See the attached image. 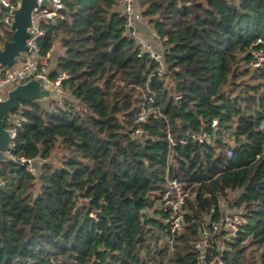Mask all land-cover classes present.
<instances>
[{"label": "trees", "instance_id": "obj_1", "mask_svg": "<svg viewBox=\"0 0 264 264\" xmlns=\"http://www.w3.org/2000/svg\"><path fill=\"white\" fill-rule=\"evenodd\" d=\"M136 3L161 76L117 0H67L38 40L40 57L64 49L49 72L67 74L64 98L22 103L12 115L23 120L7 124L0 264H202L194 243L220 222L222 201L247 221L223 242L224 264H264V61L251 65L264 54V0ZM11 35L0 28L1 40ZM21 159L41 161L38 174ZM172 178L189 192L173 235ZM217 254L215 243L208 258Z\"/></svg>", "mask_w": 264, "mask_h": 264}, {"label": "built area", "instance_id": "obj_2", "mask_svg": "<svg viewBox=\"0 0 264 264\" xmlns=\"http://www.w3.org/2000/svg\"><path fill=\"white\" fill-rule=\"evenodd\" d=\"M43 1H47V6H41ZM67 0H36L37 6L31 11V26L28 31L31 37L26 40V45L29 51L23 53L20 59H17L14 65L10 68H3L0 66V101L7 98L9 90L16 85L23 84L30 79H42L45 85L57 90L58 99L64 98L62 91V81L67 78L66 73H59L54 80L49 78V66L44 57L39 56L38 40L46 33V27L55 23L58 19H62L61 11L65 8ZM21 0H0V28L11 32L10 25L14 19L13 11L20 7ZM117 7L124 17V28L128 34L133 38L138 45L140 52L145 53L153 60L159 67L158 74L161 76L164 72L163 57L161 50L154 47L151 43L146 41L139 33V18L140 11L136 4V0H117ZM131 28V31L129 30ZM3 38L0 41L3 43ZM255 61L253 68H259L264 61V54L262 52L253 53ZM20 120L14 119L12 123L18 126ZM213 127L217 126V121L212 123ZM15 127L9 128L11 136H15ZM138 134H143V131L138 129ZM199 142L209 141V136L203 134L198 138ZM12 146V143H11ZM228 158L232 157V151L227 152ZM25 164V170L29 173L35 174L33 161L20 160ZM189 197V192L184 189L183 184L176 178L167 179V187L164 192V210L169 213L167 223L170 228V233L173 235L184 229V205ZM247 223L244 216L239 213L225 212L219 223H213L212 229H208L203 225L199 229L200 239L194 244V249L198 251V260L202 264H224L222 260V253L224 248L218 254L208 258L209 252L214 248L215 235L224 234L226 240L232 239L238 231ZM171 246L172 241L168 240Z\"/></svg>", "mask_w": 264, "mask_h": 264}, {"label": "water", "instance_id": "obj_3", "mask_svg": "<svg viewBox=\"0 0 264 264\" xmlns=\"http://www.w3.org/2000/svg\"><path fill=\"white\" fill-rule=\"evenodd\" d=\"M43 1L41 6H47ZM37 6L36 0H21L20 7L13 11L14 19L10 25L11 39L3 40L0 46V66L10 68L23 53L29 51L26 40L31 37L28 28L31 26V11ZM131 31V28H129ZM57 100V90L45 85L42 79H30L23 84L16 85L7 93V98L0 101V163L8 160L13 137L7 127L14 120L12 113L22 108V103L32 101Z\"/></svg>", "mask_w": 264, "mask_h": 264}, {"label": "rangeland", "instance_id": "obj_4", "mask_svg": "<svg viewBox=\"0 0 264 264\" xmlns=\"http://www.w3.org/2000/svg\"><path fill=\"white\" fill-rule=\"evenodd\" d=\"M137 4V3H136ZM138 6V5H137ZM139 25H140V29H141V33H143L144 32V34H146V33H153V30H152V28L150 27V26H148L147 24H146V20H144V19H141V17L139 18ZM146 41H148L149 43H151L152 44V42H150V40L148 39H146V37H144V36H142ZM2 42L0 41V46H2ZM153 45V44H152ZM147 98V97H146ZM57 154V153H56ZM8 155V154H7ZM57 157H58V154L56 155V156H54V158H52L51 160H49L50 162H52V163H56V159H57ZM40 163H41V161H39V160H36V161H33V166H34V168H35V173H37L38 174V168H39V165H40ZM222 208L226 211V213L227 212H229V211H232L233 209H231L230 207H228V204H227V202H224V201H222ZM217 235V234H216ZM216 235L214 236L215 238H216ZM200 239V233H199V238H198V240ZM224 241H226V237H224V236H222V238H220L219 240L217 239V240H215V243H216V246H217V249L218 250H222L223 248H225V245H224ZM198 242V241H197ZM197 242H195V243H197ZM161 243H163V241H161ZM194 243V244H195ZM255 251H258L257 250V248H255ZM259 251H261V249L259 250ZM257 254H258V252H257Z\"/></svg>", "mask_w": 264, "mask_h": 264}, {"label": "crops", "instance_id": "obj_5", "mask_svg": "<svg viewBox=\"0 0 264 264\" xmlns=\"http://www.w3.org/2000/svg\"><path fill=\"white\" fill-rule=\"evenodd\" d=\"M138 30H139V33H140L141 36L146 37L147 40L149 39L150 42H152L154 45H158L157 38H156L154 32L153 33H146V34H144V32L141 33L140 25H139V29ZM63 53H64V49L61 46V43L57 42L53 46V48L51 49L49 54L46 57H44L46 62H47V64H48V66H49V69L54 68L57 59L59 57H61L63 55Z\"/></svg>", "mask_w": 264, "mask_h": 264}]
</instances>
